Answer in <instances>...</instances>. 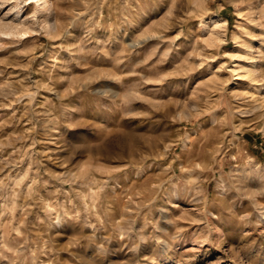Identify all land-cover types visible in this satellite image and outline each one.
Instances as JSON below:
<instances>
[{"label": "rangeland", "instance_id": "rangeland-1", "mask_svg": "<svg viewBox=\"0 0 264 264\" xmlns=\"http://www.w3.org/2000/svg\"><path fill=\"white\" fill-rule=\"evenodd\" d=\"M0 26V264H264V0H0Z\"/></svg>", "mask_w": 264, "mask_h": 264}, {"label": "bare ground", "instance_id": "bare-ground-1", "mask_svg": "<svg viewBox=\"0 0 264 264\" xmlns=\"http://www.w3.org/2000/svg\"><path fill=\"white\" fill-rule=\"evenodd\" d=\"M208 23H211L212 28L214 29V33L216 35H218L220 33L221 30L224 29L225 25H226V21L221 18L219 15L216 14H212L209 18H208ZM206 23H204L203 26H205ZM1 29V26H0Z\"/></svg>", "mask_w": 264, "mask_h": 264}]
</instances>
